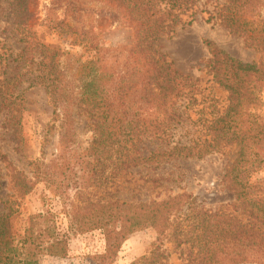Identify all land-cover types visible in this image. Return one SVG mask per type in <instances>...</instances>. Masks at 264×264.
Returning a JSON list of instances; mask_svg holds the SVG:
<instances>
[{"label":"trees","instance_id":"1","mask_svg":"<svg viewBox=\"0 0 264 264\" xmlns=\"http://www.w3.org/2000/svg\"><path fill=\"white\" fill-rule=\"evenodd\" d=\"M67 1L73 14L79 13L76 1ZM108 1L122 9L130 23L129 35L115 43L103 31L65 24L64 32L71 35L68 45L81 47L74 54L73 71L68 69L70 52L57 45L28 44L20 37L25 47L16 53L0 42V114L9 115L8 122L15 120L16 126L24 91L39 83L59 109L82 111L93 131L83 167L92 171L95 186L105 187L138 167L156 170L174 159L224 154L236 146V158L222 176L233 201L209 205L191 194L175 193L68 208L63 200L66 230L102 231L106 247L95 264H112L128 235L143 227L168 233L180 252L186 251L185 264H264V180H251L249 175L264 168V114L253 110L254 104L264 103V67L205 41L209 56L202 68L226 93L218 107L211 91L204 95V89L176 70L159 47L163 34L173 33L184 20L191 23L198 14L264 47V0ZM79 18L73 15L72 21L78 23ZM0 162H5L18 197L30 193L40 180L52 182L40 168L30 176L11 165L6 153L0 154ZM92 162L100 169H91ZM150 178L153 186H161L160 178ZM4 206L0 264H40L43 256L65 254L67 231L59 228L50 209L29 214L18 233L9 224L17 209L7 206L4 211ZM130 264L169 262L165 249L153 246Z\"/></svg>","mask_w":264,"mask_h":264},{"label":"rangeland","instance_id":"2","mask_svg":"<svg viewBox=\"0 0 264 264\" xmlns=\"http://www.w3.org/2000/svg\"><path fill=\"white\" fill-rule=\"evenodd\" d=\"M74 1L81 8L75 14L67 0H0L1 44L16 53L25 47L20 37H25L28 44L43 41L57 45L70 52L67 55L68 69L73 71L76 63L73 61L74 54L80 52L81 47L68 45L66 39L71 35L64 32L65 24L82 25L93 32L103 31L115 43L129 35L130 23L121 8L108 0ZM17 2H22L19 8ZM15 9H18L16 13ZM17 15L21 18L18 19ZM73 15L80 17L78 23L72 21ZM203 17V14H198L191 23L182 21L173 33L160 37L159 47L176 70L195 80L204 89V95L211 91L216 104L221 107L226 93L202 68L209 56L205 41L237 59L260 67H264V47L250 44V40L220 24L207 23ZM261 17L264 18V7ZM23 97V109L16 126L12 124L15 120L8 122L9 115L4 117L3 113L0 114V154L6 153L11 165L30 176L39 168L48 172L52 182L40 180L30 193L18 197L11 189L5 162H0V207L5 205L4 211H7V206L17 209L9 219L12 231L22 233L26 217L46 209L54 213L59 228L67 231L63 213L65 201L68 208L79 205L89 207L88 202L97 205V202L122 198L136 202L175 193L191 194L209 205L233 201L228 183L223 181L222 176L236 158V146L226 149L224 154L216 153L200 159H174L162 163L156 170L138 167L132 170V174H120L105 187L103 184L95 186L93 176L90 177L92 171L83 167L93 131L82 111L76 107L69 108L67 112L59 109L40 83L26 89ZM253 107L256 113L264 114V103L261 107L260 103ZM36 161L40 165L37 166ZM93 164L95 162H92L91 169H100ZM249 175L251 180H264V168L249 171ZM149 176L160 178L158 183L161 186H153ZM66 246L64 255L43 256L40 264H95L96 256L104 252L106 243L102 231L96 228L67 231ZM153 246L165 249L169 264H185L184 248L181 253V248L175 246L168 233L159 235L151 227L129 234L112 264H130L147 254Z\"/></svg>","mask_w":264,"mask_h":264}]
</instances>
